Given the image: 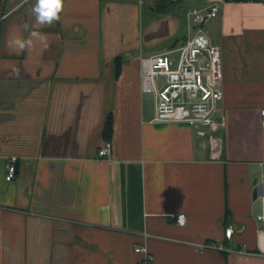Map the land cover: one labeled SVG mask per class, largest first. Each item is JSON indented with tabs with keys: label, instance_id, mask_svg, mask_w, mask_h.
Returning <instances> with one entry per match:
<instances>
[{
	"label": "crops",
	"instance_id": "0c3cea01",
	"mask_svg": "<svg viewBox=\"0 0 264 264\" xmlns=\"http://www.w3.org/2000/svg\"><path fill=\"white\" fill-rule=\"evenodd\" d=\"M34 3L0 0V264H145L141 247L150 264H264V3L63 0L51 26ZM215 4L225 125L155 123L141 59L182 46Z\"/></svg>",
	"mask_w": 264,
	"mask_h": 264
},
{
	"label": "built area",
	"instance_id": "2783aa9c",
	"mask_svg": "<svg viewBox=\"0 0 264 264\" xmlns=\"http://www.w3.org/2000/svg\"><path fill=\"white\" fill-rule=\"evenodd\" d=\"M219 11V4L193 11L195 35L192 38L179 48L141 59L142 92L155 97V123H187L195 127L200 136H206L208 131L215 133L225 125L222 51L204 32V25L216 18ZM176 53H179L177 61L173 58ZM261 116L264 126V110ZM112 151L113 143L106 141L98 156L109 157ZM16 175L17 159L13 158L7 167V181H13ZM262 184L264 202V181ZM181 217L186 223L181 224ZM173 219L181 226L187 224L185 214L174 215ZM258 222L264 226V215L258 217ZM227 235L231 237V231ZM259 248L258 253L264 256V227L259 234ZM136 251L144 253L145 264H150L152 258L145 247Z\"/></svg>",
	"mask_w": 264,
	"mask_h": 264
},
{
	"label": "clouds",
	"instance_id": "9594fccd",
	"mask_svg": "<svg viewBox=\"0 0 264 264\" xmlns=\"http://www.w3.org/2000/svg\"><path fill=\"white\" fill-rule=\"evenodd\" d=\"M63 9V0H35L34 5L30 9L35 18V22L41 26H51L53 22L60 19L59 13ZM35 35V33H33ZM19 43V42H18ZM23 48L24 44L20 43ZM186 223L185 218L181 217V224Z\"/></svg>",
	"mask_w": 264,
	"mask_h": 264
},
{
	"label": "trees",
	"instance_id": "16d2710c",
	"mask_svg": "<svg viewBox=\"0 0 264 264\" xmlns=\"http://www.w3.org/2000/svg\"><path fill=\"white\" fill-rule=\"evenodd\" d=\"M159 10L164 11L161 5L159 6ZM119 67H120V65H119ZM118 73H119V71H118ZM113 124H114L113 118L110 117L107 120V123H106L104 131H103V137L106 141H111L113 138ZM226 218L228 219V214H227Z\"/></svg>",
	"mask_w": 264,
	"mask_h": 264
},
{
	"label": "water",
	"instance_id": "95a60500",
	"mask_svg": "<svg viewBox=\"0 0 264 264\" xmlns=\"http://www.w3.org/2000/svg\"><path fill=\"white\" fill-rule=\"evenodd\" d=\"M257 184V181L254 183ZM263 194V184L258 185L254 192V199L257 200Z\"/></svg>",
	"mask_w": 264,
	"mask_h": 264
},
{
	"label": "rangeland",
	"instance_id": "374dc122",
	"mask_svg": "<svg viewBox=\"0 0 264 264\" xmlns=\"http://www.w3.org/2000/svg\"><path fill=\"white\" fill-rule=\"evenodd\" d=\"M173 58H174L175 61H177L179 59V53L174 54ZM257 201L260 202V211L263 214L264 213V203L261 200V198H259Z\"/></svg>",
	"mask_w": 264,
	"mask_h": 264
}]
</instances>
